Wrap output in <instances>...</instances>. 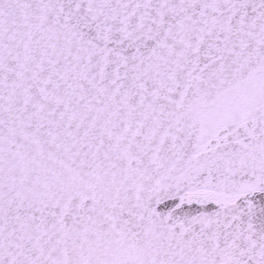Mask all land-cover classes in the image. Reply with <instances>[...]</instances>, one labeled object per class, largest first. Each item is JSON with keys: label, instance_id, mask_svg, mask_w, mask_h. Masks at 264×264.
Masks as SVG:
<instances>
[{"label": "snow or ice", "instance_id": "1", "mask_svg": "<svg viewBox=\"0 0 264 264\" xmlns=\"http://www.w3.org/2000/svg\"><path fill=\"white\" fill-rule=\"evenodd\" d=\"M0 264H264V0H0Z\"/></svg>", "mask_w": 264, "mask_h": 264}]
</instances>
